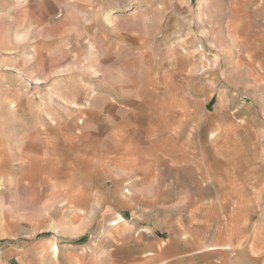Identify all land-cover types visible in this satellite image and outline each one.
<instances>
[{
    "label": "rangeland",
    "instance_id": "1",
    "mask_svg": "<svg viewBox=\"0 0 264 264\" xmlns=\"http://www.w3.org/2000/svg\"><path fill=\"white\" fill-rule=\"evenodd\" d=\"M161 85L226 117L257 110L264 129V0H0V264L9 249L45 264L43 239L76 224L47 186L58 136L89 130L75 116L107 95L157 101Z\"/></svg>",
    "mask_w": 264,
    "mask_h": 264
},
{
    "label": "crops",
    "instance_id": "2",
    "mask_svg": "<svg viewBox=\"0 0 264 264\" xmlns=\"http://www.w3.org/2000/svg\"><path fill=\"white\" fill-rule=\"evenodd\" d=\"M168 89L161 85L157 101L103 96L75 116L88 131L81 124L72 138L58 136L49 200L76 224L43 239L45 264H264L258 111L241 106L226 117L210 98L179 100ZM85 140L91 148L82 155ZM99 144L109 149L104 166L91 154ZM67 173L73 179L60 177ZM101 220L112 228L93 235ZM16 250L1 264H22Z\"/></svg>",
    "mask_w": 264,
    "mask_h": 264
}]
</instances>
